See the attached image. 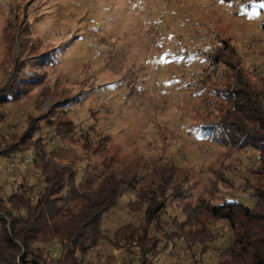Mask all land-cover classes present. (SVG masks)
<instances>
[{
	"label": "rangeland",
	"instance_id": "obj_1",
	"mask_svg": "<svg viewBox=\"0 0 264 264\" xmlns=\"http://www.w3.org/2000/svg\"><path fill=\"white\" fill-rule=\"evenodd\" d=\"M261 4L0 0V87L14 92L0 102V148L33 125L31 137L19 142L23 151L0 154V194L17 192L21 183L32 184L31 194L37 190L35 145L60 150L61 161L73 160L77 180L92 178L102 158L111 157L110 168H129L137 179L102 214L106 237L76 252V259L102 264L111 255L113 264H137L136 254L153 251L161 264L213 262L230 240L225 220L207 219L211 240L203 250L199 244L186 248L169 220H183L201 200L236 198L251 206L250 187L264 185L259 150L220 123L230 121L225 109L237 71L264 88ZM262 99L264 107V91ZM66 119L71 125L63 130L56 122ZM144 178L162 186L159 228H149L157 246L132 253L112 234L121 223L143 219L141 207L128 202ZM173 186L178 193L172 194ZM51 242L59 245L55 261L62 254L55 238L35 252L43 259ZM22 252L19 247L16 256Z\"/></svg>",
	"mask_w": 264,
	"mask_h": 264
},
{
	"label": "trees",
	"instance_id": "obj_2",
	"mask_svg": "<svg viewBox=\"0 0 264 264\" xmlns=\"http://www.w3.org/2000/svg\"><path fill=\"white\" fill-rule=\"evenodd\" d=\"M260 28L264 31V18L260 21ZM233 84L235 87L231 89V95L229 93L233 99L225 109V117L230 121L223 119L221 126L223 131L238 134V140H247L259 150L258 171L264 175L263 83L257 84L237 71ZM7 87L13 88L11 84ZM12 93L6 87H0V102ZM56 124H62L63 130H68L71 125L68 119ZM32 128L29 123L18 139L0 148V154L13 149L23 151L19 142L31 137ZM34 148L32 162L37 171L36 180H40L37 190L31 194L32 184L21 183L17 192L0 194V264H81L75 257L76 252L83 253L106 237L100 228L102 214L122 192L134 186L135 172L123 166L110 168L114 160L105 157L100 161V172L92 178L77 180L73 160H60L63 152L56 148L46 152L38 145ZM141 181L135 199L129 200L128 207H141L143 219L136 224L121 223L112 234L120 247L132 253L135 250L143 253L157 246L156 237L149 228L158 227L157 214L164 202L163 198H158L162 192L160 182L153 187L150 185L153 181L145 178ZM171 192L178 193L174 186ZM249 192L255 197L251 206L236 198L216 203L201 200L185 213L183 220L171 218L169 223L177 232L183 233L186 248L199 244L203 250L210 239L207 219H223L230 230V240L210 264H264V185L254 184ZM50 238L57 239L61 245L62 254L55 261L46 251L43 259L35 252ZM51 244L55 245L54 242ZM19 247H23V252L16 256ZM55 247L58 253L59 245ZM147 252L140 257L134 256L137 264H161L146 258L144 255L150 257ZM123 263L130 264V261L126 259ZM102 264H113L111 255L106 256Z\"/></svg>",
	"mask_w": 264,
	"mask_h": 264
},
{
	"label": "bare ground",
	"instance_id": "obj_3",
	"mask_svg": "<svg viewBox=\"0 0 264 264\" xmlns=\"http://www.w3.org/2000/svg\"><path fill=\"white\" fill-rule=\"evenodd\" d=\"M50 246H53V245L51 244ZM54 247H55V245H54ZM55 249H56V247H55ZM154 252H155V251H154ZM152 253H153V251H152ZM152 253H151V251H148V252H147V254H148L149 256L153 257V258H151V259H153L154 262H156V263H161L160 258L157 257L156 254H152ZM56 254H57V249H56ZM136 257H137V256H136ZM139 257H140V256H139Z\"/></svg>",
	"mask_w": 264,
	"mask_h": 264
},
{
	"label": "built area",
	"instance_id": "obj_4",
	"mask_svg": "<svg viewBox=\"0 0 264 264\" xmlns=\"http://www.w3.org/2000/svg\"><path fill=\"white\" fill-rule=\"evenodd\" d=\"M47 251L51 256H56V249L54 246H47ZM141 256V255H140ZM149 259L153 258V257H147Z\"/></svg>",
	"mask_w": 264,
	"mask_h": 264
},
{
	"label": "snow or ice",
	"instance_id": "obj_5",
	"mask_svg": "<svg viewBox=\"0 0 264 264\" xmlns=\"http://www.w3.org/2000/svg\"><path fill=\"white\" fill-rule=\"evenodd\" d=\"M260 6H261L262 8H264V4H261ZM169 55H170V54H169Z\"/></svg>",
	"mask_w": 264,
	"mask_h": 264
}]
</instances>
